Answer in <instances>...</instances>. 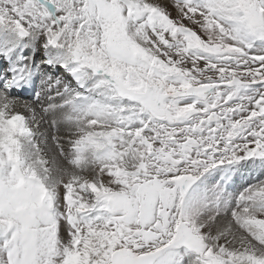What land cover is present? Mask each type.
<instances>
[{
    "label": "snow or ice",
    "instance_id": "obj_1",
    "mask_svg": "<svg viewBox=\"0 0 264 264\" xmlns=\"http://www.w3.org/2000/svg\"><path fill=\"white\" fill-rule=\"evenodd\" d=\"M168 2L0 0V264H264V0Z\"/></svg>",
    "mask_w": 264,
    "mask_h": 264
},
{
    "label": "rangeland",
    "instance_id": "obj_2",
    "mask_svg": "<svg viewBox=\"0 0 264 264\" xmlns=\"http://www.w3.org/2000/svg\"><path fill=\"white\" fill-rule=\"evenodd\" d=\"M161 2L166 4L169 10L172 12L173 16H175V10L171 7V4L168 2V0H161Z\"/></svg>",
    "mask_w": 264,
    "mask_h": 264
},
{
    "label": "bare ground",
    "instance_id": "obj_3",
    "mask_svg": "<svg viewBox=\"0 0 264 264\" xmlns=\"http://www.w3.org/2000/svg\"><path fill=\"white\" fill-rule=\"evenodd\" d=\"M25 99L31 101L32 98L29 96V97H25Z\"/></svg>",
    "mask_w": 264,
    "mask_h": 264
}]
</instances>
